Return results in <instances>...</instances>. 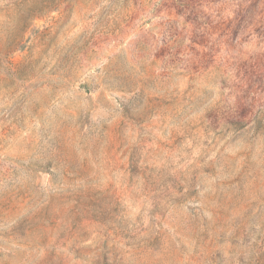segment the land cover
Wrapping results in <instances>:
<instances>
[{"label": "rangeland", "instance_id": "rangeland-1", "mask_svg": "<svg viewBox=\"0 0 264 264\" xmlns=\"http://www.w3.org/2000/svg\"><path fill=\"white\" fill-rule=\"evenodd\" d=\"M0 264H264V0H0Z\"/></svg>", "mask_w": 264, "mask_h": 264}]
</instances>
